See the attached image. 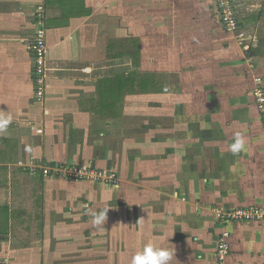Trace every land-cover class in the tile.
Segmentation results:
<instances>
[{
	"label": "crops",
	"instance_id": "crops-1",
	"mask_svg": "<svg viewBox=\"0 0 264 264\" xmlns=\"http://www.w3.org/2000/svg\"><path fill=\"white\" fill-rule=\"evenodd\" d=\"M37 2L42 3L48 30L49 70L42 98L37 95L39 86L32 88L31 58L23 45L31 30L26 19L32 13L29 4ZM235 4L240 23L247 31L257 26L264 28V20L259 19L264 0H235ZM218 16L215 0H0V118L6 119L9 114L12 117L0 131V182L3 173L7 180L6 184H0V206L11 205L17 193L31 191L36 185L42 191L36 199L38 196L41 199L43 190L62 186L56 179L58 164L33 166V163L45 155L48 146L44 142L73 141L61 137L66 129L63 122L71 118L70 114H79L84 102L71 105L72 95L55 86L66 75L91 76L94 71L108 70L112 39L116 35L124 39L128 36L134 49L140 52L132 72L166 74L176 79L177 85L178 81L189 83L188 94L201 100H216L220 114L230 109L231 122L234 114L245 113L248 117L245 134L241 133L238 119L230 125L249 139L242 154H235L239 157L237 162L232 161L238 165L236 176L232 173L233 183L223 187L225 172L215 183V189L201 190V195L192 201L182 185L174 198L181 203L179 222L183 236L168 238L163 231L164 237L144 238L140 249L156 242L175 249L169 264H218L219 238L229 232L231 254L227 264H264V220L222 224L214 211L264 208V126L253 98L256 80L264 83V66L256 58L235 61L245 50L224 30ZM119 38L114 40L118 44ZM254 47L251 51L257 57L258 47ZM144 51L150 54L143 57ZM123 59L114 60L118 63L116 67L125 64ZM244 65L247 67L237 72L235 67ZM122 74L125 73L96 74L92 90L98 80ZM173 79L169 93L180 85H173ZM76 95L77 100L82 96ZM198 109L199 103L194 104L195 114ZM19 154L24 159H17ZM226 162L227 157H223L221 163ZM42 183L45 187L41 189ZM121 255L125 263L126 253Z\"/></svg>",
	"mask_w": 264,
	"mask_h": 264
},
{
	"label": "rangeland",
	"instance_id": "rangeland-1",
	"mask_svg": "<svg viewBox=\"0 0 264 264\" xmlns=\"http://www.w3.org/2000/svg\"><path fill=\"white\" fill-rule=\"evenodd\" d=\"M41 4H29L34 13L26 18L31 30L23 45L30 58L28 46L42 12ZM259 28L251 31L260 33L254 36L258 58L251 51L256 47H252L237 53L235 61L256 58L264 66V28ZM115 38L108 51L107 57L113 62L108 70L94 71L91 76L66 75L55 86L72 95L71 105L84 102L79 114H70V120L63 122L66 129L61 137L74 142H44L48 147L43 160L33 163L58 164L56 179L62 186L47 188L43 190L45 195L36 199L42 193L36 185L31 191L17 193L11 205L0 206V264H131L144 238L164 237L163 231L168 238L183 236L181 203L174 198L182 185L192 201L201 190L215 189L225 172L223 187L233 183L232 173H238V165L233 162L239 157L228 150V142H234L236 133L230 125L238 119L244 133L248 121L245 113L234 114L231 122L230 109L218 113L216 100L188 94L190 84L178 81V86L169 75L157 77L162 83L168 82L166 92L127 95L115 107H103L96 84L92 90L95 76L131 73L140 55L130 37L121 36L119 44ZM149 54L144 51L143 57ZM119 56L125 64L116 67L114 60ZM244 67L235 68L239 72ZM30 77L34 88L37 77L33 71ZM172 79L178 87L169 93ZM76 94L82 96L77 100ZM198 103L195 114L193 107ZM223 157H227L226 164L221 163ZM17 159L24 156L19 154ZM69 164L92 169L77 177ZM5 176L3 173L2 185L7 183ZM40 186L45 187L44 183ZM102 209L108 210L107 219L101 225L93 224V212ZM122 253H126L125 263Z\"/></svg>",
	"mask_w": 264,
	"mask_h": 264
},
{
	"label": "built area",
	"instance_id": "built-area-1",
	"mask_svg": "<svg viewBox=\"0 0 264 264\" xmlns=\"http://www.w3.org/2000/svg\"><path fill=\"white\" fill-rule=\"evenodd\" d=\"M218 9V20L224 30L232 34L239 45L248 51L254 45L256 46L257 40L254 38L257 35L249 33L240 23L238 18V11L235 0H215ZM37 17V16H36ZM37 27L34 32L33 41L29 44V51L31 55L32 70L36 75V84L39 86L37 92L38 98L44 95L43 89L45 78L48 72L47 52H48V30L46 27L45 14L42 12L36 19ZM257 85L253 89L254 104L259 112L264 126V83L261 79L256 80ZM73 174L78 177L87 175L92 169H78L76 165H70ZM60 168V167H58ZM48 175V172H47ZM112 174L110 179L112 180ZM115 180V179H113ZM217 219L222 224L236 223V222H252L256 220H264V208L261 207H248L245 209H238L235 211L215 209ZM229 232H224L218 241L217 248V261L218 264H227V259L231 254V245L229 242Z\"/></svg>",
	"mask_w": 264,
	"mask_h": 264
},
{
	"label": "trees",
	"instance_id": "trees-1",
	"mask_svg": "<svg viewBox=\"0 0 264 264\" xmlns=\"http://www.w3.org/2000/svg\"><path fill=\"white\" fill-rule=\"evenodd\" d=\"M259 19L264 20V9ZM164 75L168 77L166 74ZM157 77V74L134 71L128 75L122 74L112 78H102L96 83V92L103 103V107L111 109L127 95L166 92L168 82L162 83Z\"/></svg>",
	"mask_w": 264,
	"mask_h": 264
},
{
	"label": "clouds",
	"instance_id": "clouds-1",
	"mask_svg": "<svg viewBox=\"0 0 264 264\" xmlns=\"http://www.w3.org/2000/svg\"><path fill=\"white\" fill-rule=\"evenodd\" d=\"M12 117L9 114L7 118H0V131L4 130ZM245 139L240 132L234 134V142L228 146V150L232 154H237L244 150ZM107 209H102L99 212H93L92 223L101 225L107 219ZM164 239V238H161ZM175 256V249L162 247L160 243L150 242L138 250L132 257L131 264H169Z\"/></svg>",
	"mask_w": 264,
	"mask_h": 264
}]
</instances>
